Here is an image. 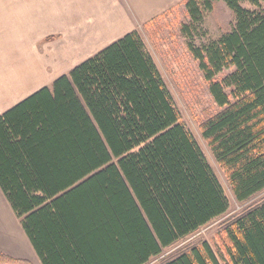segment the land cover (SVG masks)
I'll use <instances>...</instances> for the list:
<instances>
[{"label":"trees","instance_id":"trees-1","mask_svg":"<svg viewBox=\"0 0 264 264\" xmlns=\"http://www.w3.org/2000/svg\"><path fill=\"white\" fill-rule=\"evenodd\" d=\"M216 1L236 23L208 46H188L224 108L200 133L246 203L264 191V0H186L192 23ZM0 190L41 264H149L229 210L136 32L0 116ZM217 240L219 259L199 241L159 264H264V198ZM0 264L31 263L0 254Z\"/></svg>","mask_w":264,"mask_h":264},{"label":"crops","instance_id":"crops-1","mask_svg":"<svg viewBox=\"0 0 264 264\" xmlns=\"http://www.w3.org/2000/svg\"><path fill=\"white\" fill-rule=\"evenodd\" d=\"M186 0H0V116ZM0 254L41 264L0 190Z\"/></svg>","mask_w":264,"mask_h":264},{"label":"rangeland","instance_id":"rangeland-1","mask_svg":"<svg viewBox=\"0 0 264 264\" xmlns=\"http://www.w3.org/2000/svg\"><path fill=\"white\" fill-rule=\"evenodd\" d=\"M186 2V1H185ZM185 2L146 25L137 24L135 32L146 52L155 64L168 92L170 93L181 120L202 151L208 165L218 180L229 203L228 212L212 221L196 234L163 251L161 257L152 259L149 264H159L165 257L179 248L205 242L218 257V234L229 218L236 216L264 198V191L246 203H238L227 180L225 172L218 166L200 133V125L216 116L224 108L214 102L208 83L199 70V63L192 57L188 46L202 48L229 34L235 27V16L221 1H216L209 12H204L199 23H192L185 10ZM264 9V2L260 1ZM248 11H257L250 2L241 3ZM186 26L188 30L183 31ZM185 32V33H184ZM234 68L224 70L214 81L222 84L225 78L234 73ZM229 104L234 103L232 89L224 87Z\"/></svg>","mask_w":264,"mask_h":264}]
</instances>
